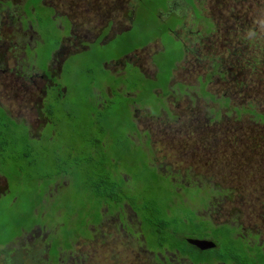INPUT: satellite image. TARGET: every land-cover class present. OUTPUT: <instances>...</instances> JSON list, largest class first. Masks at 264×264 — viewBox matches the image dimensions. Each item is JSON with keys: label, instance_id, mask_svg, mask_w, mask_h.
<instances>
[{"label": "rangeland", "instance_id": "obj_1", "mask_svg": "<svg viewBox=\"0 0 264 264\" xmlns=\"http://www.w3.org/2000/svg\"><path fill=\"white\" fill-rule=\"evenodd\" d=\"M153 1L146 0L145 5L138 11L135 26L149 24L148 21L151 18L148 19V15L146 16L145 13L151 11ZM206 1L207 9L213 2L219 3L220 12H215V16L216 14L222 16L221 20L225 21L222 25L226 26L230 36L217 34L211 39V43H208V46H205V42L201 45H193L192 47L196 52L189 55L190 64L185 65L182 63L179 65L189 69L182 72L184 74L182 76L184 84L191 86V88H185V91L190 94L189 99L193 100L192 94H196V92L203 96L202 99L195 96L198 107H201L200 112L197 109L188 110V105L185 102H182L178 109L170 104V116L166 115L165 112V115L163 114V117L159 120L148 119L146 121L147 126L142 122L138 125V129L141 131L150 130L152 147L155 150L153 159L157 164L170 165L176 171H182L188 165L192 166L191 179L189 181L186 180L190 184V189H184L183 193H179L176 190L178 187L173 182L163 181L161 183L163 177L157 174L151 178L153 180L152 183L145 181L135 182L136 178L145 179L143 173L147 168L150 172H153L146 164L145 159L149 155L147 149L151 147V144L146 141L145 146L140 147L137 145L138 140L129 135L130 132L135 133L134 125L130 122V110L125 108V112L116 103L115 98L113 99L114 103L104 109L107 120L99 123L102 119L97 117L93 110L95 106L93 105L95 102L94 92L96 91L93 90V94L90 91L88 95L81 91L85 90L83 85L85 72L83 70L84 66L81 64L86 63L87 57L81 55L71 57L67 61L65 71L67 67L70 71L68 70L66 74L64 72L63 75L66 79L63 77L61 81V85L66 87V97L63 103L57 105L55 109L59 113L62 122L63 115L65 113L70 114V117H65V121H69L71 126L64 127L68 128L70 133H73L74 138L71 141L73 151L71 156L78 162L79 166H86L82 155L85 151H89L90 144L93 147L101 145L100 153H98L97 157L102 162L114 160L113 168L115 169L113 170L125 175L127 179L133 177L134 182L131 181L130 185L137 189L136 193L138 195H135L134 199H138L143 204L136 202V208L134 209L138 215L145 213L146 222L144 224L146 226L148 225L147 221L154 217L158 223L165 224L168 228L167 231L171 233L173 230L171 222H174L175 225L173 226L178 228L181 238L212 240L220 245L214 237L216 234L214 229L210 228L209 224L194 218L192 209H199L200 218H205L206 215L214 213L212 218L216 222L229 220L230 218L226 215L231 214L232 218L239 217L242 222L250 223L252 227L259 229L260 234L264 232V118L257 116L258 119H256V116L252 115H256V112L264 115V69H262L264 67L262 65V56L264 57V0ZM49 2L57 4L61 2L65 7V11L70 6L76 5L80 7L85 5L82 10H79L78 17L79 15L85 16L88 24L85 21V25H82L83 28L78 27L77 30L80 34L88 35L87 40L97 38L105 27L106 22L100 20L97 12L90 10L89 13L84 14V10L89 8L88 2L92 3L91 0H49ZM225 6L228 7L227 10H225ZM112 14L107 13L105 15V21L112 20L109 32L127 30L130 24L122 20L121 14H116V16ZM246 24L251 25L246 29L247 31L235 28V26L241 27V25ZM65 26L68 28V25ZM23 27L25 26L23 25ZM141 31L142 34L151 35L150 30L146 26H143ZM135 34L136 30L132 31L130 29L129 33L125 32L122 36L133 38ZM227 40L232 45H225L223 41ZM56 41L57 39L50 38L48 47L46 49L41 48L40 52L47 53L50 48L51 51L56 50ZM112 41L113 39L107 44ZM116 42H118L117 39ZM157 47L161 48L160 44ZM150 49H153L152 46H150ZM179 50V46L175 44L170 53H164L169 56L161 61V65L165 61L174 63L175 66L179 60L173 59V55ZM212 59L215 60L211 61ZM216 59L223 61V67L218 68V72L222 74L225 72L226 76L216 74L211 79V83L206 90L217 97L221 95L229 97L228 108L226 104L220 103V107L216 102L214 103L217 105L212 104L213 97L207 93L202 94L201 86L198 87L200 77L205 79V75L214 69L212 64L219 63ZM252 60H255L256 64L253 65ZM87 64L88 68H92L94 71L95 79L102 74L100 71L96 72V66L91 61ZM145 65H147V62ZM254 66H256L257 70L254 69ZM173 68L171 67L170 71ZM132 71L136 72L137 78L141 75V69L139 68H132ZM179 72L175 75L176 79H179ZM250 76L256 77L255 80L250 82L248 78ZM243 77L244 81L241 82ZM105 79H108V77L106 76ZM253 95H255V98ZM206 102H209L210 107L205 105ZM144 114L143 112L142 116ZM26 116L29 118V115ZM174 116H177L176 120ZM144 117L146 118V116ZM112 119L117 122H111ZM193 120L195 124L192 126ZM32 122L34 123L33 119ZM27 123L30 122L28 121ZM64 127L62 126L56 131V138L65 132ZM226 129H237L234 130V133L241 136H243L242 134H247L248 139L246 142H242L243 147L241 149L237 148L236 145L238 143L229 141V138L220 139L223 135L229 134V132L225 131ZM19 131L25 133L27 131L25 135H28V130L19 128ZM101 131L106 135L104 137L106 140L103 138L104 141L102 140V143L98 144L96 142L97 139L100 140L102 137ZM35 132L32 130V138H37L35 137ZM49 134V130H44V134H40L41 139L33 140L32 142L36 149H40V153H33V183L41 190L43 198L46 200L54 202L65 201L70 204V199H74L77 204H82L78 200L80 195L77 194L76 189L72 188L71 190V186L64 189V187L68 186V182L63 181L61 184L63 188L57 189L55 194L50 192L51 188L47 189L52 185H59V182L64 177L63 172L70 165V162L65 158V151H63L69 145L66 144V147L58 144L53 145V143L49 142ZM196 140L200 141L204 148L200 147L199 150L195 151V148L198 147ZM105 147L108 149L105 150ZM57 160L60 165L55 167L53 164ZM112 178H116L119 183L124 182L119 176L112 175ZM79 179L82 181L85 176L80 174ZM218 187L229 189L231 201L224 200L227 195L216 193L218 191L216 188ZM200 191L207 192L205 193L207 197ZM69 192H71V197L68 201L66 196ZM184 194L188 198L189 204L186 201L179 202ZM127 195L129 194L127 193ZM6 199L7 195L0 197V210L3 206L2 204L9 202ZM204 200L206 202L210 200L209 209L205 211L201 209L203 208L201 205H203ZM41 201L43 206H46L43 199ZM167 209L168 213L166 212ZM217 211H219V215L216 214ZM53 213L49 216L50 218ZM89 214H91L90 211ZM63 215L64 213L58 211L51 220H44L41 226L45 225L47 227L42 230V233L40 229H35L34 233L37 232V235L43 234L41 240L38 238L32 240V233H29L25 234L24 238L20 240L14 241L5 247H0V264H4L5 255L3 253L10 254V252L13 255L17 254V258H14L10 264H31L32 261L44 264L41 262L47 260L49 243L55 247L60 243L59 239L64 245L69 246L66 247L68 250H65V261L63 264H154L152 259L136 251V237L127 239L125 233L115 224L118 222L116 220L114 222L113 218L109 216L111 220L106 219L102 226L96 227L98 232L91 226L92 224H89L90 234L79 237L75 245L73 244L74 247L71 248L70 237L67 234L70 231H77L73 227L72 222L81 221V215L73 213L68 216L69 219L65 222L71 230L63 226ZM82 216H85V214H82ZM38 218L39 221L43 220L41 216ZM13 232L14 230L12 229L8 233L6 230L0 231V241L13 235ZM53 235L56 237H53ZM236 245L243 251L249 250V247L243 248L239 244ZM189 249L192 250L194 260L198 256L199 251L195 247H189ZM223 249V246L218 249H210L207 254H214L215 251ZM250 250L254 251V248ZM231 255L235 256L234 251L227 253L226 259L231 260ZM241 259L244 260V255L241 256ZM251 261L253 262V259ZM177 264L188 263L187 261L178 260ZM250 264H259L255 259V255L254 263Z\"/></svg>", "mask_w": 264, "mask_h": 264}, {"label": "flooded vegetation", "instance_id": "obj_2", "mask_svg": "<svg viewBox=\"0 0 264 264\" xmlns=\"http://www.w3.org/2000/svg\"><path fill=\"white\" fill-rule=\"evenodd\" d=\"M145 2L146 0H132L129 3L131 15L129 16L128 24H132V22H130L133 20L132 17H135L136 12L138 13L142 6L145 5ZM206 2V0H165L163 6H160L158 5V1L154 0L153 7H155V12H148L145 13V15H148V19L151 18V22L148 25L153 26L149 28L150 31L156 33L159 37L155 38L144 47L135 48L132 51L120 54L123 48H120L118 42L116 43V39L122 36L123 33L113 39L110 44H103L106 37L105 35L100 41V44L95 45L93 43L96 42L98 37L87 40L88 35L80 34L77 30L78 27L83 28L82 25H85V21L88 24L86 17L83 15H79L78 17L77 15L72 18L71 15L67 13L68 10L70 11L69 7L67 11H65V7L61 2L57 4L51 3L49 0H0V109L13 121L15 127L17 126L28 130L27 138L31 141L41 139L40 134L43 135L44 130H49V142L53 143V145L58 144L55 136L57 134L56 131L65 125L62 123L61 117L55 108L57 105L63 103L66 97V87L61 85V81L63 77L66 79L63 75L64 72L66 74L68 70L70 71L68 67L65 71L67 61L71 57L81 56L83 53H86L89 58H92L94 53H100L104 55L102 72L105 76L99 77L103 91L101 90L98 92L100 89H94L96 92H94L95 102L93 105L102 111L104 108L114 103V98L118 101V98L111 94V89L120 93V95H124L126 98H124L123 102L126 104L125 108L130 110V122L135 128V133L130 132V136L138 140L137 145L140 147H143V145L145 146L146 141L151 144L147 152L149 155L152 154V156L149 157L148 155L145 159L146 164L153 170V176L156 174L162 176L163 180L161 183L163 181L173 182L174 185L178 187L176 190L179 193H183L184 189H190V184L186 182V180L189 181L191 179L190 172H193L192 166L188 165L184 170L176 171L170 165L157 164L153 159L155 150L152 147L153 143L150 130L141 131L138 129V125L142 122L147 126L146 121L148 119L159 120L163 117V114L165 115V112L166 115L170 116V104L178 109L180 104L185 102L188 105V110L197 109L200 112L201 107H198V102L196 103L197 98H195V96L201 99L203 96L196 92V94H192V98L194 99H189L190 94L185 91V88H191V86L185 85L183 81L184 78H182L184 75L182 72L189 69L180 67L179 65L182 63L185 65L190 64L189 55L196 52L192 47L193 45H201L205 42V46H208V43H211V39L217 34L230 36L226 26L222 25V23L225 22L221 20L222 16L220 14H216L215 16V12H220L219 3L213 2L207 9L206 7L208 5L205 4ZM88 4L91 3L88 2ZM227 9L228 7L225 6V10ZM101 21L106 22L105 27L106 25H110L105 20ZM23 25L25 27H23ZM35 25H41V27L38 28ZM65 25H68V28ZM130 25L128 27L129 30L131 29ZM246 25H241V27L238 28L235 26V28L247 31L246 29L251 25ZM105 27L103 29H105ZM158 31H162V33H158ZM49 37L57 39L58 44L56 50L51 52L48 50L47 53L40 52L41 48L46 49V47H48ZM223 42L227 46L232 45L228 40ZM159 44L161 48L157 47ZM175 44L180 48L179 52L181 58L171 70L170 79L164 86V74L161 73V61L167 57L164 54V48L170 53ZM150 46H152L153 49H150ZM82 56H84V54ZM213 60L215 59L211 61ZM216 60H218L219 63L212 64L214 68H222L223 61L220 59ZM146 62L147 65H145ZM164 63L165 61L163 65ZM132 68L141 69V77H138L141 81V87L140 89L127 91L124 89L125 86H128L129 83H133L137 77L136 72H133ZM178 72L179 79H176L175 75ZM211 72L212 71L205 75V79L200 77L198 87L201 86L200 84L202 82L207 80L203 91L213 95L212 92L206 90L211 83V79L216 76V74H214L210 77ZM106 76L108 79H105ZM143 83L147 86H143ZM148 85L151 86L148 88ZM148 90L150 94H148ZM213 96L218 100L222 98L229 99V97L223 95L219 97L216 95ZM125 100H127V102ZM208 103L209 102H206L205 105L210 107ZM216 103L219 107L220 103L225 104L224 102ZM216 103L213 102L212 104L217 105ZM117 104L121 107L119 102ZM189 106L192 107L189 108ZM227 106L228 103L226 104V107ZM125 108L124 111L126 112ZM143 112L146 118L142 116ZM26 115H29V118ZM174 119L176 120L177 116H174ZM58 120L59 122H57ZM194 120L192 126L195 124ZM28 121L31 124L27 123ZM32 130L36 131L35 137L37 138H32ZM234 130L237 129H226L225 131L229 132V134L223 135L220 139L225 140L229 138V141L238 143L236 146L238 149H241L243 147L242 142H246L248 136L247 134H242L243 136L236 134ZM197 142L198 147L195 148V151L199 150L200 147L204 148V145L200 141ZM98 160L102 162L100 158H98ZM111 162L114 163L115 161L112 160ZM113 169L115 168H109L112 174L124 180L123 189L127 190L128 196H138L136 193L137 189H134V186L132 185V187L130 185L131 181H128L125 175ZM62 182L63 180L59 182L58 186H50V192L55 194L56 189L61 186ZM7 188V185L3 183V189L6 190ZM61 188H63V186H61ZM5 190L0 193V197L6 195ZM223 190L229 189L224 188ZM200 192L202 193V191ZM187 200L188 198L184 194L179 202L186 201V203H188ZM224 200L231 201L228 200L227 196ZM43 201L46 206H43L41 202L40 207H42L43 212L49 218L50 207H52L51 205L55 202L46 199H43ZM209 201L210 200L206 202L204 200L203 211L209 209ZM167 210L166 212H168ZM192 210L194 211L193 216L198 218L199 221H207L211 227L217 226V228L220 229L218 231L220 233V238L218 240L223 243L224 247L223 250L215 251V254L210 255L207 254L209 250H198L200 253L198 252L196 258L202 260L197 263L194 262L192 250L189 249V247L193 246L189 245L186 239L176 242L170 240L167 241L168 246L158 247V239L151 235L152 227H147L144 224L146 222L145 215H138V213L131 208L129 201L114 209L102 206L97 210L98 216L95 215L94 217L98 218L100 223H105L106 219L111 220L109 217H112L114 222L116 220L118 223L115 224L125 233L127 239H129V237H136V251L152 259L154 264H177L178 260L183 262L187 261L188 264H241V256L246 252L252 255L249 262H252L251 259H253L254 262V251L250 250L253 248L254 250L259 249L262 251L264 256V232L260 234V230L252 227L250 223L242 222L239 217L232 218L231 214L226 215L230 218L229 220L216 222L215 219L212 218L214 213L206 215L205 218H200L198 211L196 209ZM218 212L219 211L216 213L217 215H219ZM42 215L43 213L41 214V218ZM55 215L56 213H54L52 217ZM35 229H40L42 233V229L37 224L31 231L20 232L12 241L4 245L0 244V247H5L14 241L20 240L24 238L25 234L29 233H32V240L37 238L41 240L43 234L40 236L37 235V232L34 233ZM53 237L56 236L53 235ZM59 242L60 243L55 247L49 243L47 260L41 263L63 264L65 261V250L68 249L60 239ZM70 242L72 245L70 247H74L76 241L71 239ZM231 243L234 245L239 244V246H243V248L249 247V250L243 251L238 247L235 248ZM171 244H174V249L169 247ZM220 246L221 245L216 244L213 249H218ZM232 246L235 248V250H233L235 256H233L236 260H227L226 255L228 252L226 249ZM3 254L5 255V260H3L4 264H10L14 258H17L16 253L14 255L12 252H10V254ZM31 264L40 263L32 261Z\"/></svg>", "mask_w": 264, "mask_h": 264}, {"label": "trees", "instance_id": "obj_3", "mask_svg": "<svg viewBox=\"0 0 264 264\" xmlns=\"http://www.w3.org/2000/svg\"><path fill=\"white\" fill-rule=\"evenodd\" d=\"M91 1H92V3L88 5L90 9L89 8L85 9L84 13H89L90 10L92 12L95 11V12H97V15L100 16V20H105V15L107 13H113L112 15H115V16H116V14L120 13L122 20L127 22V23L129 22V18H130L129 16L131 15L129 3L132 0H120V1L91 0ZM107 1H108V3H107ZM157 1H158V5L163 6L165 0H157ZM84 6H80V7H77L76 5L70 6L69 7L70 11L68 12V14H70L71 17L74 18V16H77L79 13V10H82L84 8ZM151 10L152 11H150V12L154 13L155 7H153ZM146 13H148V12H146ZM136 15H137V12H136ZM136 15H135V17L133 16L132 24L130 25V28L132 29V31L134 29L136 30V34L134 35V37L133 38H126L125 36L117 37L118 45L120 46V48L121 47L123 48V51L120 54L127 53L129 51L134 50L135 48L143 47V46L147 45L148 43H150L151 41H153L155 38L159 37V35L151 32V31H150L151 32L150 36L142 34L141 29L143 26H146V28L149 29V28H152L153 25H136L135 26V21L137 18ZM106 21L110 25H106L105 29L102 30V33L99 34L96 42H94L93 44H95V45L100 44V41L102 40V38L108 34V32L111 28V25H112V20L109 19ZM148 22L150 24L151 20H149ZM42 24H43V22H42ZM35 26L38 28L41 27V25H35ZM236 27L238 28V26H236ZM128 33H129V31H128ZM158 33H162V31L161 32L158 31ZM57 44H58V41H56L55 47H57ZM95 45H92V46H95ZM164 49H165L164 53H166L167 50H166V48H164ZM263 49H264V46H263ZM49 52H51V48L49 49ZM83 54L85 57H87V59L85 60L86 63L81 64L82 66H84L83 70L85 72V75H84L85 81L83 82L85 90H81V89L80 90L83 93H85V95H88L90 93V91L92 92L94 89H96V90L102 89L101 83L99 81V77L105 76L104 73L102 72L103 71V63H104V59H103L104 55H102L100 53H94V56L92 58L91 57L89 58L86 55V53H83ZM180 55H181L180 52H177L174 55L173 59L178 61L181 58ZM165 56L168 57L169 55L167 54ZM88 59H89V61H91L96 66V69H97L96 72H98V71L102 72V74H100L96 79H95V74H94V71L92 70V68H88V66H87L88 65L87 63L89 62ZM262 60H263L262 65L264 66V57L263 56H262ZM252 63L254 65V64H256V61L252 60ZM171 67H174V63L165 62L164 65H161V68H162L161 73L164 74L163 75L164 76V78H163V85L164 86L167 84L168 80L170 79ZM255 67L256 66H254V69H256ZM262 69H264V67ZM223 73L224 74H222L221 72L219 73L218 68H214L210 74V77L214 74L226 76V73L225 72H223ZM82 76H83V74H82ZM254 76H255V74H254ZM248 78H249V81L252 82L253 80H255L256 77L253 78L252 76H250ZM207 79H210V78H207ZM242 81H244V77L241 78V82ZM241 82H240V84H241ZM140 83H141L140 79L136 77L135 80L133 81V83H129L128 86H125L124 89L127 91L140 89V87H141ZM206 83H207V80H205L204 82H202L200 84L201 85L200 90L202 91V94L205 93V91H203V89L205 88ZM149 86H151V85H149ZM149 86H148V88H149ZM92 94H93V92H92ZM111 94L113 96H116V98H118V101L116 103L119 102L121 107L124 109L126 104L123 102V100L126 97L124 95H120V93L116 92L113 89H111ZM148 94H150L149 90H148ZM207 94L211 95L210 93H207ZM254 94H255V92H254ZM211 96L213 97L212 102H224V103L227 102L228 103L230 100V98L229 99H223L222 98V99L218 100V99H215V97L213 95H211ZM253 96L255 98V95H253ZM125 101L127 102V100H125ZM227 103H225V104H227ZM253 108H254V105H253ZM104 109L102 111H100L96 106H94V109H93L94 114H96L97 117H100L102 119L99 123H103L104 121L107 120V115L105 114ZM252 115L256 116V119H258L257 116L264 118V115H262L261 113L256 112V115L255 114H252ZM65 117H67V118L70 117V114L65 113L63 115V118H62L63 122L62 123L67 127L71 126L69 124V121L68 122L65 121ZM113 121H116V120L112 119L111 122H113ZM57 122H59V120ZM101 133H102L101 139L100 138H99L100 140L97 139V142H96L98 144H101L103 138L106 136L102 131H101ZM25 134H26L25 132L19 131V127H17V126L15 127V125L13 124V121L5 114L4 111H2L0 109V193L3 190H5V189H3V183H5L8 187L5 190L6 195H7L6 200L9 201L7 203L2 204L3 206L1 207V210H0V227H2L0 229V231L6 230V232L8 233V231L10 229L14 230L13 235L6 237V239L3 241H0L1 245L7 244L8 242L12 241V239L15 236H17L20 232L31 231L32 229H34L35 226H37V224L39 225V227L42 230L45 229L47 226H45V225L41 226L43 224V221L46 219L51 220V218H53V217L48 218V216L43 212L42 207H40L41 202H42L41 200L44 198H43V195L41 193V190H39L38 187H36V185L33 183V179H34V175H33V164H34L33 153H40V149H36L33 146V143H32L33 141L28 139L27 135H25ZM73 138H74L73 133H70L69 129L66 128L65 132L56 139L58 141L59 146H65L66 144L69 145L68 147L65 146L66 148L63 149L66 153V155H65L66 157L65 156L64 157L67 158V160L70 162V165L63 172V174H64L63 181L69 183L66 188L71 186V190H72V188L76 189L77 194L80 195V198H78V200L82 204H77L76 200H74V199H70L71 200L70 204H69V202L66 203L65 201L55 202L51 205L52 207H50V215L49 216H51V213H53V212L56 213L59 211V212L64 213V215L62 217V221H67L69 219L68 216L72 215L73 213H79L81 215L80 216L81 221L72 222L73 227H75L77 229V231H72V232L70 231L67 234V236L70 237V241H71V239H73L74 241H77L79 237H82L83 235L86 236L87 234H90L89 228H88L89 224H92L91 226H93L95 228V230L98 232L96 227L102 226L103 223H100L98 218H93V217L95 215L98 216L97 210H99V208H101L102 206L110 207V208L114 209L115 207L121 206V204H124L127 201H129L131 208L135 212H137L134 208H136L135 207L136 202H139V200L138 199L135 200L133 195L130 197L127 195V190L123 189L124 182L119 183V182H117L116 178H112L113 174L109 170V168H113V163L110 160H107L106 162H100L98 160L97 155H98V153H100L101 145H99L98 147L97 146L93 147V145L90 144L89 151H85L82 155V156H84V165H86V166L85 167L79 166L78 162L76 160H74L71 156L72 151H73V146H72L71 141L73 140ZM63 140H65V142H63ZM104 140H106V138H104ZM107 149L108 148L105 147V150H107ZM96 152H97V154H96ZM53 165L55 167H58L60 165V163L57 160ZM106 167H108V168H106ZM80 174L85 176V179L82 181L79 179ZM143 176H145L144 180H143V178H141V179L136 178L135 182L145 181L148 183H152L153 180L151 178L153 177V174H152V172H150L148 170V168L144 171ZM132 178L130 177L127 180L128 181H134V179H132ZM59 188H61V186H59L57 189H59ZM66 188L64 187V189H66ZM57 189H56V191H57ZM216 189L218 190L216 192L217 194L227 195L228 200H231V198L229 196V192H230L229 190H223L219 187ZM205 193H207V192L202 191V194H204V196L207 197V194L205 195ZM70 197H71V192H69V194L66 196V199L68 198L67 200L69 201ZM139 203H141V202H139ZM141 205H143V204L141 203ZM201 206H203V205H201ZM195 209L197 211H199V209H197V208H195ZM89 211L91 212V214H89ZM42 213H43V215H42L43 220L39 221L38 217L41 216ZM169 213H170V210H169ZM82 214H85V216H82ZM88 214H89V217H88ZM142 215H145V213ZM43 216H44V218H43ZM194 218H196V217L194 216ZM12 221H13V223H12ZM153 221H156L154 217H152L151 220L147 221V223H148L147 226L152 227L151 235L158 239V242H159L157 245L158 247L168 246L167 241H170V240H173L174 242L182 241L183 238H181L179 236L180 232L178 231V228L173 226V225H175L174 222H171L173 230L170 233L169 231H167L168 228L165 224H163V223L160 224L157 221L156 222H153ZM63 223H64L65 228H68L71 230V228L68 227L66 222H63ZM204 223L209 224L207 221H205ZM210 228L214 229V232L216 233L214 237H215L216 241L219 242L218 239L220 238V233L218 231L220 229L217 228V226L210 227ZM7 229H9V230H7ZM219 243L221 246H223L222 242H219ZM217 245H219V244H217ZM232 245L235 246V248H237V245H234V244H232ZM70 246H72V245L70 244ZM233 246L228 247V249H226V251L228 253H232L233 250H235V248ZM65 247H69V246L65 245ZM169 247L172 249L175 248L174 244H171ZM254 255H255V259H256L257 263L264 264V256L262 254V251H260L259 249H257V250L255 249ZM251 257H252L251 253L246 252L244 254V260L241 259L242 260L241 264L254 263V262H249ZM231 259L236 260L233 255H231ZM201 260L202 259H200V258H196V259H194V262L197 263Z\"/></svg>", "mask_w": 264, "mask_h": 264}, {"label": "water", "instance_id": "obj_4", "mask_svg": "<svg viewBox=\"0 0 264 264\" xmlns=\"http://www.w3.org/2000/svg\"><path fill=\"white\" fill-rule=\"evenodd\" d=\"M130 22H132V20ZM128 30L129 29L121 31V32L110 31L109 34L106 35L105 40L103 41V44H107L109 41H111L112 39H115L117 36L121 35L122 33ZM186 242L200 251L210 250V249L215 248L216 246L215 242L211 240L208 241V240H198V239L191 238V239H186Z\"/></svg>", "mask_w": 264, "mask_h": 264}]
</instances>
